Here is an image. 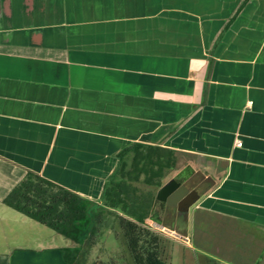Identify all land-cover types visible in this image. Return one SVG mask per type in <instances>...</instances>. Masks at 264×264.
Returning a JSON list of instances; mask_svg holds the SVG:
<instances>
[{
	"label": "crops",
	"instance_id": "crops-1",
	"mask_svg": "<svg viewBox=\"0 0 264 264\" xmlns=\"http://www.w3.org/2000/svg\"><path fill=\"white\" fill-rule=\"evenodd\" d=\"M138 145L199 195L139 226L165 261L264 264V0H0V264L73 246L3 204L26 173L99 204Z\"/></svg>",
	"mask_w": 264,
	"mask_h": 264
},
{
	"label": "trees",
	"instance_id": "trees-1",
	"mask_svg": "<svg viewBox=\"0 0 264 264\" xmlns=\"http://www.w3.org/2000/svg\"><path fill=\"white\" fill-rule=\"evenodd\" d=\"M165 163L163 155L146 146L122 153L103 185L99 204L28 172L3 204L72 242V247L62 251L66 264H118L113 259L90 263L86 259V249L94 246L102 228L109 224L121 234L129 257L125 264H169L163 259V235L151 231L140 245L137 234L153 205L160 202L155 195L164 184V170L169 168ZM142 186L155 188V193Z\"/></svg>",
	"mask_w": 264,
	"mask_h": 264
},
{
	"label": "rangeland",
	"instance_id": "rangeland-1",
	"mask_svg": "<svg viewBox=\"0 0 264 264\" xmlns=\"http://www.w3.org/2000/svg\"><path fill=\"white\" fill-rule=\"evenodd\" d=\"M169 179L170 175L168 173L165 175L163 182H166ZM142 188L144 190L150 189L153 193H155V188L143 186ZM151 231L152 229L148 227V224L147 227H138L137 234L140 245H144L147 235ZM58 237L65 243H70L69 240L61 236ZM162 238L164 240V245L168 244V239L164 236ZM86 259L89 263L93 260L106 261L108 259H113L116 260L118 264H125L129 260L125 245L117 227L114 226V228H111L109 224L108 226L102 228L101 234L96 238L94 246L86 249Z\"/></svg>",
	"mask_w": 264,
	"mask_h": 264
},
{
	"label": "water",
	"instance_id": "water-1",
	"mask_svg": "<svg viewBox=\"0 0 264 264\" xmlns=\"http://www.w3.org/2000/svg\"><path fill=\"white\" fill-rule=\"evenodd\" d=\"M155 199L176 207L180 213H187L198 201L199 195L195 190H188L184 185L171 179L158 189Z\"/></svg>",
	"mask_w": 264,
	"mask_h": 264
},
{
	"label": "built area",
	"instance_id": "built-area-1",
	"mask_svg": "<svg viewBox=\"0 0 264 264\" xmlns=\"http://www.w3.org/2000/svg\"><path fill=\"white\" fill-rule=\"evenodd\" d=\"M240 145H241V143L238 142L237 146H240ZM148 227H150L152 229V231L160 233L161 235L172 237L173 239H176V240H182V241L186 240L184 237H182V236H180V235H178V234H176L174 232L167 231V230H165V229H163L161 227H158V226H156L154 224H150L149 223Z\"/></svg>",
	"mask_w": 264,
	"mask_h": 264
}]
</instances>
